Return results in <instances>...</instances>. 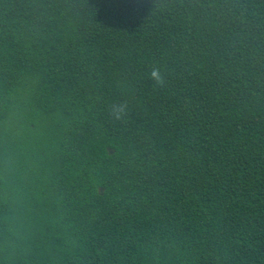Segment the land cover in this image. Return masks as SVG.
I'll use <instances>...</instances> for the list:
<instances>
[{"label":"trees","instance_id":"trees-1","mask_svg":"<svg viewBox=\"0 0 264 264\" xmlns=\"http://www.w3.org/2000/svg\"><path fill=\"white\" fill-rule=\"evenodd\" d=\"M0 264H264V0H0Z\"/></svg>","mask_w":264,"mask_h":264},{"label":"clouds","instance_id":"clouds-1","mask_svg":"<svg viewBox=\"0 0 264 264\" xmlns=\"http://www.w3.org/2000/svg\"><path fill=\"white\" fill-rule=\"evenodd\" d=\"M151 78L157 82V84H163V78L161 77L158 69H153L151 72ZM125 105H116L112 109V114L115 119H120L125 112Z\"/></svg>","mask_w":264,"mask_h":264},{"label":"rangeland","instance_id":"rangeland-1","mask_svg":"<svg viewBox=\"0 0 264 264\" xmlns=\"http://www.w3.org/2000/svg\"><path fill=\"white\" fill-rule=\"evenodd\" d=\"M24 138V136H22L21 138H20V140H22ZM25 140H27V139H25Z\"/></svg>","mask_w":264,"mask_h":264}]
</instances>
